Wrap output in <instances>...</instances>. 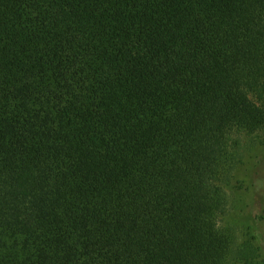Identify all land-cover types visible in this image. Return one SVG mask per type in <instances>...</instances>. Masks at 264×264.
<instances>
[{"label": "trees", "instance_id": "1", "mask_svg": "<svg viewBox=\"0 0 264 264\" xmlns=\"http://www.w3.org/2000/svg\"><path fill=\"white\" fill-rule=\"evenodd\" d=\"M242 137L264 0H0V264H258L220 225Z\"/></svg>", "mask_w": 264, "mask_h": 264}, {"label": "rangeland", "instance_id": "2", "mask_svg": "<svg viewBox=\"0 0 264 264\" xmlns=\"http://www.w3.org/2000/svg\"><path fill=\"white\" fill-rule=\"evenodd\" d=\"M239 143L240 163L227 188L226 213L220 225L232 231L239 243L253 237L260 252L258 264H264V222L258 219L264 189V145L250 137H242Z\"/></svg>", "mask_w": 264, "mask_h": 264}]
</instances>
